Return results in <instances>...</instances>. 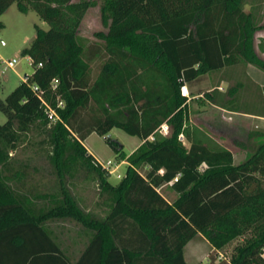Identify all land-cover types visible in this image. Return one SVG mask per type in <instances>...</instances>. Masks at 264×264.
<instances>
[{"label": "trees", "instance_id": "16d2710c", "mask_svg": "<svg viewBox=\"0 0 264 264\" xmlns=\"http://www.w3.org/2000/svg\"><path fill=\"white\" fill-rule=\"evenodd\" d=\"M14 3L49 28L37 27L23 48L33 73L0 98L8 116L0 124V264H188L185 247L199 234L217 253L243 238L229 260L215 262L216 254L212 264H264V141L236 164L230 148L191 121L181 90L206 72L241 63L264 71V0H105L107 31L103 52L95 54V77V51L86 55L80 34L95 1L0 0V15ZM243 85L230 88L227 99L219 90L206 96L232 111L264 113L263 103L258 109L244 101L247 109L239 108ZM257 97L264 101V91ZM115 127L142 140L129 157L121 155L128 165L117 185L84 144L93 132ZM34 129L48 134L61 179L82 168L96 175L109 194L103 218L83 210L63 184L59 194L33 196L15 187L24 174L8 172L11 153ZM107 142L123 151L110 137ZM166 186L177 194L173 200L160 191ZM35 198L50 202L37 206ZM67 217L90 233L75 260L47 225Z\"/></svg>", "mask_w": 264, "mask_h": 264}, {"label": "rangeland", "instance_id": "374dc122", "mask_svg": "<svg viewBox=\"0 0 264 264\" xmlns=\"http://www.w3.org/2000/svg\"><path fill=\"white\" fill-rule=\"evenodd\" d=\"M95 5L86 13L80 34L87 39V52H94L92 61L93 72L98 70L99 57L95 56L103 52L104 42L101 34L107 31L103 22L102 5L105 0H93ZM249 9V6H246ZM37 27L48 29L49 24L42 20L39 15L31 10L27 13L20 11L16 3L0 15V57L3 59L17 58L18 63L12 68L5 69L0 63V80L2 88L0 98L4 99L26 75H31L34 66L30 58L22 54L23 48L31 43L37 35ZM98 51V52H96ZM247 72L255 79L264 82V71L252 64L241 63L234 67L221 70L209 71L202 74L196 80L187 84L192 99L189 101L191 121L207 132L220 144L230 148L234 154L235 163L239 164L247 160L257 149L260 142L264 141V135L250 138L249 134L255 131L264 132V122L260 118L243 114V112H231L221 105H214L207 98L210 91L219 90L223 99L229 98V89L243 82V87L238 89L239 108L247 109L244 103L257 104L261 108L263 97L259 98V89L252 87L247 78ZM225 77L232 79L228 82ZM219 87V88H218ZM218 94V93H217ZM256 94V96H255ZM198 95V96H197ZM8 116L0 110V124L6 123ZM110 137L113 141L123 146V151L118 153L107 142ZM237 142L246 144V147L238 145ZM141 138L131 135L121 128H113L109 133L100 135L93 132L86 140L85 145L89 153H93L100 161L108 165L111 171L110 181L117 185L126 175L128 162L122 159L121 155L129 157L140 145ZM51 147L48 143V134L39 130H32L24 137L18 148L13 151L9 173L22 172L24 177L15 182V187L29 196L39 194H59L62 184L68 188L73 197L76 198L79 206L86 212H90L98 218H103L109 206V194L103 193L95 174L89 173L86 169H80L73 176L66 175L61 179L58 170L50 159ZM160 191L169 199L173 200L176 193L169 186L163 187ZM37 206L48 204V198H35ZM47 225L59 239L62 248L69 253L72 259H77L85 245L90 233L80 222L73 218H61L48 220ZM238 238L228 244L218 253L214 250L208 240L201 234L192 239L185 247V258L188 264H212V255L219 259L229 260L234 248L242 242Z\"/></svg>", "mask_w": 264, "mask_h": 264}, {"label": "built area", "instance_id": "2783aa9c", "mask_svg": "<svg viewBox=\"0 0 264 264\" xmlns=\"http://www.w3.org/2000/svg\"><path fill=\"white\" fill-rule=\"evenodd\" d=\"M262 36H263V42H264V33L262 34ZM31 62H32V61H31V59H30V63H31ZM0 63H3V65H4V67L1 69V72L4 73V72H5V69H7V68H12V67L16 66V64L18 63V59H17V58H13V59H8V60H6V59H3V58L0 57ZM57 82H58V80H55V84H57ZM181 90H182V93H183L184 95L190 97V93H189V91H188L186 85L182 86V87H181ZM60 105H62V102L60 103ZM49 116H50V118H56V117H57V114H56V112H55L54 110H50V112H49ZM169 129H170V127H169V125H167L166 123H164V124L161 126V132H163L164 134H167V133L169 132ZM180 138H181V139H184V136H183V135H180ZM100 162H101V163H102L107 169H109V168H108V165H110L111 162L108 161L106 164H104L102 161H100Z\"/></svg>", "mask_w": 264, "mask_h": 264}, {"label": "crops", "instance_id": "0c3cea01", "mask_svg": "<svg viewBox=\"0 0 264 264\" xmlns=\"http://www.w3.org/2000/svg\"><path fill=\"white\" fill-rule=\"evenodd\" d=\"M262 55L264 56V53H262ZM224 70V69H223ZM247 77L248 78H250V84H252V87H254V88H257V89H259V90H261V91H264V82H262V81H259V80H257V79H255L254 77H252L250 74H249V72H247ZM226 79H224V81L223 82H225V80H228V82L230 83V82H232V79L231 78H229V77H225ZM186 86H187V84H186ZM219 88V87H218ZM188 91H189V93H191L190 92V90L188 89ZM198 96V95H197ZM192 99V96H190L189 97V101ZM212 104H214V105H219L220 106V104L219 103H213L212 102ZM225 108V107H224ZM229 111H231V112H236V111H232V110H230L229 109ZM243 114H246V115H250V116H254V117H256V118H260L261 119V121H262V123L264 122V113L263 112H259V113H253V112H243ZM142 143V142H141ZM84 144H85V141H84ZM86 146V145H85ZM88 149V148H87ZM88 151H89V149H88ZM93 154V153H92ZM94 155V154H93ZM95 156V155H94ZM97 158V157H96ZM98 159V158H97ZM99 160V159H98ZM100 161V160H99Z\"/></svg>", "mask_w": 264, "mask_h": 264}]
</instances>
